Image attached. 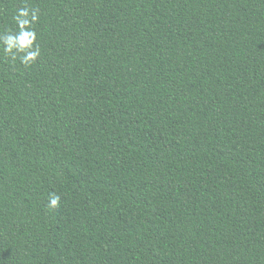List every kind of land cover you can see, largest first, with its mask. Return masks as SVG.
I'll use <instances>...</instances> for the list:
<instances>
[{"label":"trees","instance_id":"16d2710c","mask_svg":"<svg viewBox=\"0 0 264 264\" xmlns=\"http://www.w3.org/2000/svg\"><path fill=\"white\" fill-rule=\"evenodd\" d=\"M22 7L0 264H264V0H0V32Z\"/></svg>","mask_w":264,"mask_h":264},{"label":"clouds","instance_id":"9594fccd","mask_svg":"<svg viewBox=\"0 0 264 264\" xmlns=\"http://www.w3.org/2000/svg\"><path fill=\"white\" fill-rule=\"evenodd\" d=\"M17 31L12 32L6 29L0 32V45L4 55L10 57L11 62L19 59L24 66H29L40 56V47L35 44L37 34L33 25L38 20V9L22 7L16 10L13 17ZM60 195L49 193L48 206L50 208L59 207Z\"/></svg>","mask_w":264,"mask_h":264}]
</instances>
